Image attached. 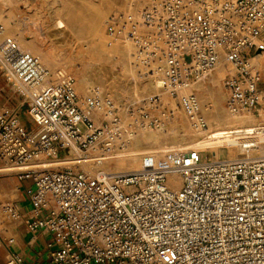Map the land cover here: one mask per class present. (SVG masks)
Wrapping results in <instances>:
<instances>
[{
    "label": "built area",
    "instance_id": "obj_1",
    "mask_svg": "<svg viewBox=\"0 0 264 264\" xmlns=\"http://www.w3.org/2000/svg\"><path fill=\"white\" fill-rule=\"evenodd\" d=\"M105 28L112 40L129 42L139 65L164 78L172 94L207 82L222 64L226 109L262 108L264 85L251 59L263 53L257 41L264 40V0H149L137 17L112 12ZM0 80L21 97L0 112V165L74 159L9 174L22 198L0 199V216L15 234L23 228L30 235L29 247L49 236L45 252L36 254L45 264H264V158L225 163L179 153L154 170L108 178L82 163L90 152L102 159L113 136L162 126L147 112H160L158 96L144 108L127 106L124 124L111 101L79 96L72 79L44 68L11 38L0 44ZM25 104L27 124L19 116ZM177 106L190 119L199 112L194 95ZM164 113L166 121L174 117ZM169 172L180 177L178 189L170 187ZM15 246L0 233V249ZM5 264H26L25 256L11 251Z\"/></svg>",
    "mask_w": 264,
    "mask_h": 264
},
{
    "label": "bare ground",
    "instance_id": "obj_2",
    "mask_svg": "<svg viewBox=\"0 0 264 264\" xmlns=\"http://www.w3.org/2000/svg\"><path fill=\"white\" fill-rule=\"evenodd\" d=\"M148 1L57 0L53 8L54 19L61 22L70 35V43L66 44V49L77 63L78 73L65 75L76 80L74 86L78 94L86 95L90 88L92 94L101 98V94L97 92L100 85L105 87L107 91L105 95H108L109 99L117 95L125 101H141L144 94H153V97L158 96L161 103L174 113L180 123L181 136H162L160 130L153 131L148 128H145L143 136L129 134L113 136L114 145L106 153L104 159L95 158L94 152H90L86 161L82 163L84 169L89 172L101 171L108 178H114L154 170L160 157L166 159V156L188 152L218 155L221 149L227 151V159L223 161L225 163L264 158V155L255 158V153L264 149V113H261L259 117L248 112L232 113L222 105L224 95L221 92L220 79H223L227 73V66L222 64L217 66L215 76H211H214L211 78V89H206L202 82H194L172 94L164 78L150 76L139 65L129 42L120 43L109 38L106 33L105 19L110 12L120 10L137 17L140 8ZM10 2L11 0H0V41L7 38L14 39L21 51L35 56L45 67L49 68V63L54 62L55 70L49 69L57 73V67L64 64L67 55L62 53V49L59 50L60 47L56 48L48 42L46 33L35 32L27 25L25 29L17 27L13 17L5 11ZM16 7L19 8L17 5ZM19 11L22 10L19 9ZM20 17V22L24 24L31 19V16L20 15ZM257 44L263 49L259 61L264 62V40H258ZM255 61L257 60L251 59V62ZM252 65L255 66L254 63ZM255 69L259 71L256 66ZM260 70L264 72L263 63H261ZM141 80H144L146 84L139 87ZM192 88L196 95L190 91ZM179 95L180 99L195 96L199 112L194 118L187 117L177 106V101L180 100ZM102 112L99 114L101 117ZM199 119L203 121L205 128L199 125ZM126 120L122 119V123L125 124ZM253 148L259 150L253 151L251 150ZM147 161L149 165H146ZM102 162H106L108 169ZM73 163V158H65L25 166L15 164L5 166L17 168L16 171H7L11 174L23 170L55 169L70 166ZM168 182L172 189L180 187V177L175 172H169ZM15 190L17 191V188ZM1 226L8 231L14 229L8 223Z\"/></svg>",
    "mask_w": 264,
    "mask_h": 264
},
{
    "label": "rangeland",
    "instance_id": "obj_3",
    "mask_svg": "<svg viewBox=\"0 0 264 264\" xmlns=\"http://www.w3.org/2000/svg\"><path fill=\"white\" fill-rule=\"evenodd\" d=\"M56 1L57 0H11L8 7L5 8V11L8 12V14L13 17L14 22L17 25V27L25 29L26 28L25 25H27V27H29L30 29H32L35 32L46 33L48 35V40H49L48 42L51 45L55 46L56 48L60 47L59 50H61V49L63 50L62 53L64 55H67V58L64 60V64H62V66L57 67L56 71L58 73H60L61 75H63L64 77H66L65 74L69 73V74L73 75L75 73H78V70L76 67L77 63L71 58V54H69L67 52V49H66L67 48L66 44L70 43L69 32L67 31V29L63 26V24L61 22H58L54 19V15H53L52 11H53V8L55 7ZM94 1H96V0H94ZM16 5L19 6V8L16 7ZM19 9L22 11H19ZM114 11H120V10H114ZM114 11H112V12H114ZM112 12H110L109 14H111ZM20 15L31 16V19L27 20L26 24H24V23L20 22V20H21ZM108 15H107V17H108ZM107 17H106V19H107ZM106 19H105V21H106ZM37 20H38V22H37ZM14 33H17V32L14 31ZM258 56L259 57L252 58V59H255L257 61L251 62V63L252 64L254 63L255 66L257 67V69H259V71L261 72V78H262L263 85H264V72L260 70L261 63L264 64V62L259 61L260 57H262V54H260ZM40 64H41V62H40ZM54 65H55L54 62H50L48 67L55 70L56 67L54 68ZM44 68H46L52 72V69L50 70L49 68H47L45 66H44ZM223 72H224V70H223ZM213 75L215 76V74H213ZM95 77H98V76H95ZM213 77H210L208 79V81L205 83L202 82L206 89H211V87H212L211 78H213ZM68 78H70V77H68ZM70 79H72V81L75 85L76 80L73 78H70ZM221 80L222 79H220V88H221V92L224 95V101H225V94H224V91L222 88V81ZM145 84H146V82L144 80H141L139 82L138 86L141 87L142 85H145ZM98 88H99V90H97V92H99L101 94V98L109 99L107 97L108 95L107 96L105 95L107 93V91H105V87L103 85H100ZM1 90L4 91V93H2ZM190 91H192L193 94L196 95V92L193 90V88ZM177 93L180 94V92H177ZM80 94H78V95L79 96H85V94H82V93H80ZM88 94H92V91L90 90V88L88 90ZM88 94H86V95H88ZM152 95L153 94H144L143 97L141 98L143 100H141V101H132V100L125 101L124 98L117 96V95H115L112 99H109V100L113 103L114 107L118 109V112H119V115L121 116V118L122 119L125 118V120H126L127 118L125 116V111L127 109V106H129L130 104H134V105H138L139 106L138 108H142V107L144 108L147 100L151 99V97H153ZM7 96H10V97L13 96L11 101H10V104H8V102H7V100H8ZM147 97H149V98H147ZM154 97H156V96H154ZM146 98H147V100H146ZM158 99H159V97H158ZM179 99H180V95H179ZM224 101H223L222 105L226 109ZM19 102H21V97H19V95L17 93H15V94L12 93V91H10L5 86V84L0 80V112H3L5 110H9L11 108H15ZM159 102L161 103L160 99H159ZM27 108H28V105L25 104L22 108H20V111H19L20 120L23 124L26 123L25 112H26ZM159 108L160 109H158V110L160 112H155V110H153V113H152V112H150V109L147 110V112L149 115H153L150 117H154L155 119H159V120H161V122L164 121V122H162L163 123L162 126H159V128H154V127L149 128V127H143V126L142 127H136L135 129H133V131L136 132L135 136H143L145 134L144 133L145 128H148V129L153 130V131L160 130L161 131L160 133L162 134V136H181V132H180V128H179L180 123H179L178 118H175L174 113H172L174 117H172L170 120L168 119L166 121L163 115L165 114L164 113L165 110L166 109L168 110V108L165 105H163L162 103L160 104ZM261 113H264V103H263V106L261 109H258L254 113L251 112L250 114H252L253 116L259 117ZM160 117H163V118H160ZM188 121H189V119H188ZM126 122H127V120H126ZM189 123L191 125H193L190 121H189ZM95 124L98 125L97 122H95ZM251 150L258 151L259 149L253 148ZM226 153H227L226 150L221 149V150H219L218 155H214V154H210V153L209 154L208 153H201V158L206 161V160H211L214 156H217V157H219V160H225V159H227ZM260 154H262V155H260ZM105 155L106 154H104L102 156V159H104ZM263 155H264V149H260L258 152L255 153V156H256L255 158L262 157ZM168 157L169 156H166V158H168ZM162 159L163 158L160 157L157 160V162L162 160ZM251 159H253V158H251ZM102 164L106 167V169H108L106 162H102ZM16 169L17 168L15 166H11V167L7 166L6 167L3 165H0V186H2V184L6 183L9 188L15 189L17 186L21 185L15 178H13V176L8 174L9 172L7 173L8 170L16 171ZM24 184H26V183H24ZM11 189H9V190H11ZM0 190H3L2 187ZM0 199H2L3 201L8 200V199L9 200H17L18 194L15 192L14 193L9 192V195H4V194H2V192H0ZM0 219H1L0 220L1 225L8 223L6 221V219L2 218L1 216H0ZM9 224L10 223H8V225ZM10 225L14 228L13 224H10ZM0 233L2 235H6L7 237L10 236L11 238H15L16 241L18 240V238L16 237V234L11 236L6 231H2V230H0Z\"/></svg>",
    "mask_w": 264,
    "mask_h": 264
},
{
    "label": "crops",
    "instance_id": "obj_4",
    "mask_svg": "<svg viewBox=\"0 0 264 264\" xmlns=\"http://www.w3.org/2000/svg\"><path fill=\"white\" fill-rule=\"evenodd\" d=\"M8 173V172H7ZM0 190L2 192V194H6L9 195V192L12 193H17V191L15 189H11L7 186V184H2V186H0ZM16 188H22L21 185L17 186ZM11 189V190H9ZM22 189L20 190L19 194H18V199L22 198ZM21 207L25 208V204H19ZM0 229L3 231H6L9 235H14V230L13 231H8L5 228H2V226L0 225ZM16 237L18 238V240L16 241L15 238V242H16V246L13 247L12 249H0V264H5L6 260L8 258V254L11 251H16V252H21L24 256H25V262L26 264H45L44 259H40L38 258V256L36 254L40 253V252H45L46 249V243L49 240V236H39L37 237V239L30 244V247L28 246V241L30 239V235L26 234L25 230L23 228L18 229L17 233H16Z\"/></svg>",
    "mask_w": 264,
    "mask_h": 264
}]
</instances>
